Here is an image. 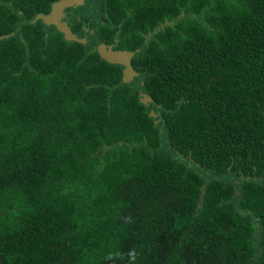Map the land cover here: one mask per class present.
<instances>
[{
    "label": "trees",
    "instance_id": "trees-1",
    "mask_svg": "<svg viewBox=\"0 0 264 264\" xmlns=\"http://www.w3.org/2000/svg\"><path fill=\"white\" fill-rule=\"evenodd\" d=\"M54 1L0 0V264H264V0H101L134 82Z\"/></svg>",
    "mask_w": 264,
    "mask_h": 264
},
{
    "label": "flooded vegetation",
    "instance_id": "flooded-vegetation-1",
    "mask_svg": "<svg viewBox=\"0 0 264 264\" xmlns=\"http://www.w3.org/2000/svg\"><path fill=\"white\" fill-rule=\"evenodd\" d=\"M101 0H84L82 3H78L77 5H70L65 7L64 12L65 16L63 18L64 21H67L68 25L72 29V31L80 38H86V41L83 42L87 46H94L93 40L96 39V49L98 50L99 54L101 55V52L99 51V47L101 44L106 45L107 48L111 47L112 50H127L131 52H136V50H139L140 48H137L136 50H130L127 48H121L119 47L118 43V37L116 36L119 33V30H115V25H119L120 23H117V20H111L109 14H107L106 8L102 6ZM55 2V1H54ZM53 2V3H54ZM52 3V5H53ZM52 6L49 12H51ZM48 12V13H49ZM39 14V13H38ZM37 16V14H36ZM35 16V18H36ZM34 18V19H35ZM38 20V19H37ZM48 25H54L57 29L56 24H48ZM75 28V29H74ZM59 30V29H58ZM61 31V30H59ZM62 32V31H61ZM63 33V32H62ZM144 33V32H143ZM64 37L65 34L63 33ZM108 37L107 39H104V36ZM152 35V32H149L147 34L146 39H149ZM111 36L112 40H111ZM66 40H73L68 39L65 37ZM76 41V40H74ZM135 56V53L131 58ZM102 57V55H101ZM103 58V57H102ZM132 61V59H131ZM131 63V62H130ZM120 64V63H119ZM123 65V71L125 70V65ZM132 66V65H131ZM134 69V68H133ZM136 74L133 75L131 80H128L126 82H134L135 78L139 75V72L135 70ZM129 79V77H127ZM141 85H143L141 83ZM140 88V87H138ZM143 93V92H142ZM144 96L142 95V98ZM151 101H149L148 104H150Z\"/></svg>",
    "mask_w": 264,
    "mask_h": 264
},
{
    "label": "water",
    "instance_id": "water-1",
    "mask_svg": "<svg viewBox=\"0 0 264 264\" xmlns=\"http://www.w3.org/2000/svg\"><path fill=\"white\" fill-rule=\"evenodd\" d=\"M84 0H56L52 5V10L49 13H39L37 14L36 18L33 21H36L37 19L44 20L47 24H56L58 29L61 30L65 37L68 39H73L79 42H85L86 38H80L78 37L70 28L67 21H64L63 18L65 16L64 9L67 6L70 5H77L78 3H82ZM99 51L101 52V55L103 58H105L107 61L112 63H120L125 65L124 70V80L128 81L131 80L133 75L136 74L135 70L131 66V57L133 56L134 52L127 51V50H112L111 47L107 48L106 45L101 44L99 47ZM129 77V79L127 78ZM144 96L142 98V101L146 104L149 103V101H152V97L149 96L146 93H142ZM151 114L153 116H158L157 112L155 110L151 111ZM159 120H157L158 122Z\"/></svg>",
    "mask_w": 264,
    "mask_h": 264
}]
</instances>
